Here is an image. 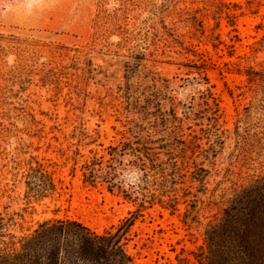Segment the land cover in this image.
<instances>
[{"label": "rangeland", "instance_id": "rangeland-1", "mask_svg": "<svg viewBox=\"0 0 264 264\" xmlns=\"http://www.w3.org/2000/svg\"><path fill=\"white\" fill-rule=\"evenodd\" d=\"M191 84L203 91L180 99ZM123 141L150 147L151 197L123 239L133 263L208 264L211 229L264 179V0H0V213L11 229L118 228L139 200L83 183L79 165ZM37 164L56 185L47 197L27 193ZM241 245L243 263L264 264L262 241Z\"/></svg>", "mask_w": 264, "mask_h": 264}, {"label": "trees", "instance_id": "trees-1", "mask_svg": "<svg viewBox=\"0 0 264 264\" xmlns=\"http://www.w3.org/2000/svg\"><path fill=\"white\" fill-rule=\"evenodd\" d=\"M149 150L138 141H123L108 145L105 153L90 151L79 165L83 183L103 184L108 191L117 189L125 198L139 200L138 208L118 228L96 233L74 219H49L17 234L11 229L13 218L0 213V264H134L123 239L135 219L133 215L146 207L151 195L144 191L145 179L137 188L126 191L115 182V174L118 168L133 166L143 172ZM24 177L31 196L47 197L55 191L51 173L41 164L30 166ZM223 214L209 235L217 248L208 264H246L242 240L249 238L264 245V179L241 190Z\"/></svg>", "mask_w": 264, "mask_h": 264}, {"label": "clouds", "instance_id": "clouds-1", "mask_svg": "<svg viewBox=\"0 0 264 264\" xmlns=\"http://www.w3.org/2000/svg\"><path fill=\"white\" fill-rule=\"evenodd\" d=\"M203 84H191L181 89L178 93L180 99L194 96L198 91H203ZM143 172L137 167L118 168L115 174V182L126 191L137 188L143 181Z\"/></svg>", "mask_w": 264, "mask_h": 264}]
</instances>
